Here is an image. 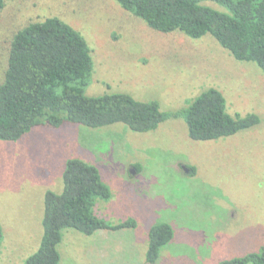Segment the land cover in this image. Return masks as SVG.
<instances>
[{
    "label": "rangeland",
    "instance_id": "rangeland-1",
    "mask_svg": "<svg viewBox=\"0 0 264 264\" xmlns=\"http://www.w3.org/2000/svg\"><path fill=\"white\" fill-rule=\"evenodd\" d=\"M203 4L220 11L214 1ZM50 16L87 39L94 69L85 93L126 92L178 111L209 88L228 112L256 113L254 127L214 140H194L182 117L137 132L124 123L91 128L38 125L14 141L0 140V264H23L43 237L45 193L63 190L71 158L95 165L109 187L93 213L113 225L85 234L62 231L59 264H220L264 245V71L239 60L211 34L161 32L117 0H6L0 10V84L15 33ZM141 165L135 171L134 164ZM184 164L194 165L191 175ZM168 222L173 239L155 263L146 261L150 229ZM253 264V263H249Z\"/></svg>",
    "mask_w": 264,
    "mask_h": 264
},
{
    "label": "trees",
    "instance_id": "trees-1",
    "mask_svg": "<svg viewBox=\"0 0 264 264\" xmlns=\"http://www.w3.org/2000/svg\"><path fill=\"white\" fill-rule=\"evenodd\" d=\"M161 32L180 30L193 38L211 34L239 60L253 61L264 71V0H211L220 11L203 4L210 0H117ZM6 0H0V10ZM94 69L87 39L56 16L34 21L19 29L9 48L8 67L0 84V140L20 139L33 127L58 128L65 122L91 128L124 123L131 130H155L171 117L184 118L194 140H214L234 135L260 123L256 113H230L223 93L209 88L185 108L162 111L157 101H141L126 92L90 96L85 93ZM135 171L141 165L134 164ZM191 175L196 167L184 164ZM61 193L48 190L44 199L43 237L38 250L23 264H59L62 231L74 228L85 234L97 229L136 225L134 219L111 224L94 215L97 198L109 199L111 191L99 169L78 158L67 161ZM3 227L0 222V254ZM174 237L168 222L149 232L146 261L155 263L162 247ZM264 264L260 251L226 259L220 264Z\"/></svg>",
    "mask_w": 264,
    "mask_h": 264
},
{
    "label": "water",
    "instance_id": "water-1",
    "mask_svg": "<svg viewBox=\"0 0 264 264\" xmlns=\"http://www.w3.org/2000/svg\"><path fill=\"white\" fill-rule=\"evenodd\" d=\"M187 171H188V169H187Z\"/></svg>",
    "mask_w": 264,
    "mask_h": 264
}]
</instances>
